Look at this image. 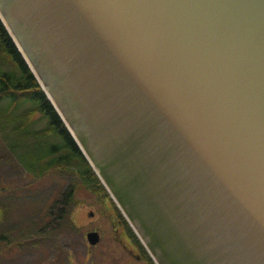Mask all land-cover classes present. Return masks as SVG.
Here are the masks:
<instances>
[{"label":"water","instance_id":"1","mask_svg":"<svg viewBox=\"0 0 264 264\" xmlns=\"http://www.w3.org/2000/svg\"><path fill=\"white\" fill-rule=\"evenodd\" d=\"M0 11L169 264H264V0Z\"/></svg>","mask_w":264,"mask_h":264},{"label":"rangeland","instance_id":"2","mask_svg":"<svg viewBox=\"0 0 264 264\" xmlns=\"http://www.w3.org/2000/svg\"><path fill=\"white\" fill-rule=\"evenodd\" d=\"M34 120L36 125L44 124L37 117ZM61 173L55 169L41 177L29 174L0 137V209L5 210V219L4 214L0 218V264H137L133 252L123 251L121 239L133 248L126 218L108 191L94 193L75 174ZM73 186L77 203L66 209L68 215L58 216L62 200L57 199ZM94 229L102 238L91 246L85 236Z\"/></svg>","mask_w":264,"mask_h":264},{"label":"trees","instance_id":"3","mask_svg":"<svg viewBox=\"0 0 264 264\" xmlns=\"http://www.w3.org/2000/svg\"><path fill=\"white\" fill-rule=\"evenodd\" d=\"M36 117L44 122L42 127L36 125ZM0 137L29 173L42 176L67 170L94 193L105 191L1 20ZM73 189L58 202V216L68 215L66 209L77 203ZM3 214L5 219V210L0 209V218Z\"/></svg>","mask_w":264,"mask_h":264},{"label":"flooded vegetation","instance_id":"4","mask_svg":"<svg viewBox=\"0 0 264 264\" xmlns=\"http://www.w3.org/2000/svg\"><path fill=\"white\" fill-rule=\"evenodd\" d=\"M121 243L123 244V247H124L123 251L125 253H128V252L132 253L133 252V258L137 261V264H139L141 262L146 263V264H152L150 262V260L144 256V253L141 250H139L138 246L132 240H129V244L133 247L132 249H130V247L127 244H125L122 239H121ZM135 250H137V251H135ZM89 264H91V263H89ZM120 264H126V263H122V261H121Z\"/></svg>","mask_w":264,"mask_h":264}]
</instances>
